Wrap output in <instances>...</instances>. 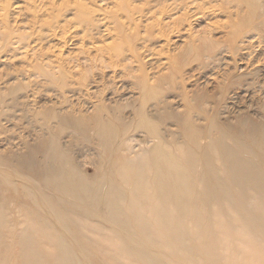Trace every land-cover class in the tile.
<instances>
[{
    "label": "bare ground",
    "instance_id": "bare-ground-1",
    "mask_svg": "<svg viewBox=\"0 0 264 264\" xmlns=\"http://www.w3.org/2000/svg\"><path fill=\"white\" fill-rule=\"evenodd\" d=\"M158 1L167 3L169 18L182 12V21L187 9L196 11L199 21L215 15L217 7L246 5L247 17L237 26L253 30L244 38L253 42L264 30V0ZM78 9L79 16L89 13L85 7ZM28 37L19 40L23 48ZM232 49L228 52L240 54ZM54 73L45 69L31 75ZM57 84L64 91L63 84ZM7 99L0 91V108L14 109L0 113V121L18 119L17 112L28 118L31 110L25 101ZM162 105H155L160 116L142 106L132 123L116 116L99 119L88 147L79 146L84 119L74 107H52L43 124H32L31 134L0 140V187H10L17 208L12 212L23 216L9 218L5 204H0V251L19 248L9 250L14 252L9 264H89L83 250L95 241L79 225L99 234L120 264H186L199 259L222 264V230L232 238L230 229L238 228L232 211L252 240L264 242V122L248 127L244 118L236 135H230L229 127L219 125L215 117L203 132L190 115L183 123V141L171 142L162 126ZM260 107L264 116V100ZM133 131L143 137L137 139ZM89 153L95 155L93 166L82 167L80 159ZM247 189L254 192L248 194Z\"/></svg>",
    "mask_w": 264,
    "mask_h": 264
},
{
    "label": "rangeland",
    "instance_id": "rangeland-1",
    "mask_svg": "<svg viewBox=\"0 0 264 264\" xmlns=\"http://www.w3.org/2000/svg\"><path fill=\"white\" fill-rule=\"evenodd\" d=\"M83 7L89 13L79 16L78 8ZM217 8L215 15L199 21L197 12L187 9L182 21V12L169 18L167 3L158 0H0V91L6 93L8 102L23 100L31 110L28 118H22L24 112H17L18 119L12 122L3 118L0 140L31 134L32 124H43L52 107L57 111L74 107L84 119L81 148L88 147L99 119L116 116L132 123L142 106L160 116L155 105L163 104L162 126L171 142L183 141V123L190 115L203 132L212 117L228 126L230 135H236L244 118L248 127L262 124L264 30L253 42L247 40L244 37L253 29L237 26L247 17V6ZM22 35H29L25 48L19 41ZM235 47L240 54L228 52ZM45 69H53L54 77L31 75ZM9 109L14 110L4 107L0 113ZM132 133L137 139L143 137ZM220 134L217 131L216 137ZM226 140L232 142L230 137ZM200 141L205 144L207 138ZM94 158L92 153L82 157V167L93 166ZM13 202L10 187L1 185L0 204H5L9 218L22 219L12 212L17 209ZM237 217L232 211L231 220L239 228L230 229L233 237L227 236L226 228L220 236L222 264H264V242L252 240ZM79 228L95 241L83 250L89 264L121 263L112 258L114 252L99 234L89 233L82 225ZM4 238L11 237L4 234ZM44 247L51 251L50 246ZM11 249L19 248L0 251V264L10 263ZM186 264L211 263L199 259Z\"/></svg>",
    "mask_w": 264,
    "mask_h": 264
}]
</instances>
